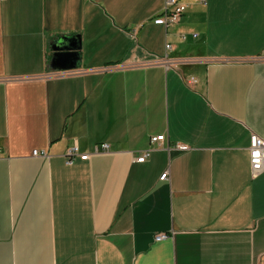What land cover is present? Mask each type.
I'll return each instance as SVG.
<instances>
[{
  "label": "crops",
  "instance_id": "crops-1",
  "mask_svg": "<svg viewBox=\"0 0 264 264\" xmlns=\"http://www.w3.org/2000/svg\"><path fill=\"white\" fill-rule=\"evenodd\" d=\"M185 3L0 0V264H264V0Z\"/></svg>",
  "mask_w": 264,
  "mask_h": 264
},
{
  "label": "built area",
  "instance_id": "built-area-1",
  "mask_svg": "<svg viewBox=\"0 0 264 264\" xmlns=\"http://www.w3.org/2000/svg\"><path fill=\"white\" fill-rule=\"evenodd\" d=\"M199 4L205 5L206 0H198ZM187 10V5L185 3V0H164V8L162 13L156 18V22L162 24L165 28H168L172 25H175L179 23L181 17ZM193 38L196 37V34L192 35ZM180 40L184 41L186 40L187 36L185 34L179 35ZM165 49L167 51L171 50V45L167 43L165 45ZM165 140L164 135L159 136H152L150 137V143L160 145L161 142ZM174 148L185 151L187 150V147L176 145ZM109 145L107 144H101L98 147H95L94 153L101 152H108ZM33 157H47V154L45 151H37L34 150L32 152ZM65 164L71 165L74 163L75 158H79L82 161H85L88 159L89 155L86 153H80L77 146L74 145L67 149L65 153ZM148 156V153L144 154L142 157L137 159V162H143L145 157ZM249 166H250V172L251 175L254 177L256 175H259L264 171V139L258 137L257 135H251L250 141H249ZM167 179V173H164L161 175L159 180L164 181ZM166 238V235L159 234L155 237L156 241H160Z\"/></svg>",
  "mask_w": 264,
  "mask_h": 264
},
{
  "label": "water",
  "instance_id": "water-1",
  "mask_svg": "<svg viewBox=\"0 0 264 264\" xmlns=\"http://www.w3.org/2000/svg\"><path fill=\"white\" fill-rule=\"evenodd\" d=\"M79 37H61L53 42L51 66L62 71H72L79 68Z\"/></svg>",
  "mask_w": 264,
  "mask_h": 264
}]
</instances>
